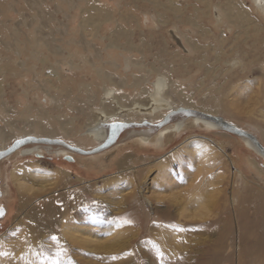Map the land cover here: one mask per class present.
<instances>
[{
  "label": "rangeland",
  "instance_id": "rangeland-1",
  "mask_svg": "<svg viewBox=\"0 0 264 264\" xmlns=\"http://www.w3.org/2000/svg\"><path fill=\"white\" fill-rule=\"evenodd\" d=\"M88 1L0 0V43L1 41L5 42L6 39L9 42L12 39L11 34H13L15 40L18 39L19 41L20 34L24 38V36H30L33 32L38 35L45 34L43 42L45 41V37L47 39L46 42H50L49 39H51V36L52 38L57 37L53 41L56 48H59L60 51L62 50L61 55L54 56L48 44L44 49L40 47V50L46 54H52L49 58L53 61L52 67L55 68L56 73V77L51 76L54 83L53 87L60 86L61 88L59 90H62L61 92L53 88L52 94L59 96L58 98L62 99V102L65 104L64 106L60 103L62 108L58 111H62L64 114L66 111V116L69 118L76 116L82 117L73 111V106H78L85 110V116L81 118V121L77 119L79 123L76 125L77 128L75 127L76 131L74 133H70L69 135L58 133L53 137L61 138L70 144L85 149L93 148L100 143V141L90 136L91 134L86 133L85 130L87 125L93 123L94 117L99 115L100 109L105 103L111 105L112 108L110 109L113 110L118 104L115 102V95L117 94H123L126 100L128 98L126 101L128 103H132L137 98L144 99L146 96V94L141 96L139 87L133 88V86L120 87L113 85L115 86L113 87L111 85V91L106 93L100 83H97L100 82V78L92 75L94 70H92L93 68L91 66V68L84 69V72L76 69L70 70L68 65L63 61L64 56H67L69 52H75L77 49L81 50L79 46L81 40L79 39H81L82 31L78 27L79 14L82 7L88 4ZM91 1H96L101 7L111 12L123 10V8L119 7L124 1L125 4H129V7H133V0ZM243 1L245 6L251 11L254 23L259 25V30L254 29L255 24L251 25L245 34H239V36L235 29L229 30L227 29L228 27L225 28V33L220 32L218 34L221 26H224L223 14L220 12L221 7L217 5L219 0H208L211 3H208L210 6V15L203 22L206 27L211 29L209 33L212 37H209L208 34H202L199 37L201 39L199 44L201 46V54H205L206 58H209L206 65L208 66L207 68H211L210 71L212 73L205 75V71L199 65L187 61L183 63V68H179V71L175 69L173 75L164 76L165 80L162 79L160 72L151 74L149 78H145V81H147H144L148 93L153 94L159 89L162 91L165 90L167 94L164 100L169 102L170 105L168 103L163 104L162 102H155L156 104L151 102L149 107L154 104L158 105V108L154 114L148 115L147 117V114L143 111L146 107L142 111L129 108L128 111L134 112L138 116L137 121L148 119L151 122H158L162 118L160 114L168 112L167 108L169 107L186 106L202 111L205 108V112L222 116L225 120L232 122L238 127L252 132L264 145V0ZM177 3L182 6H187L189 13H193L194 5L200 6L202 4L199 0H177ZM58 7L63 9L64 13L69 12L68 14H71L73 17L69 15L63 16L62 12L59 13L58 17L61 19L63 25L66 26L64 27L66 31L60 29L62 28L61 26L55 34V32H51L49 29V27H53L54 25L52 17V20L48 21L46 19L40 20V16L33 17V15L41 12V10L42 13L44 11L50 13V11L58 9ZM139 7L144 6L140 5ZM131 13L135 16L139 14L134 11ZM146 24H150V21L149 23L146 22ZM111 26V22L108 24L106 22L98 36L94 39L90 36L92 40L89 45V50L83 51L95 63L94 66L108 68L100 61H102V56L104 57V61H107L109 53L116 56L114 59L116 63L125 65V61L121 56L122 51L119 50L120 48L117 45L107 46L109 42L108 31H111ZM129 26L133 28L135 22L131 21ZM8 29L9 32L7 31ZM181 29L188 34L194 31L193 27L188 24L181 26ZM39 30L42 31L39 32ZM4 33L6 34L3 35ZM86 33L88 34V32ZM140 33L142 35H139ZM16 34L19 36L17 37ZM130 36H133L135 46L137 47V50L135 49L132 53L133 61L139 59L142 56L141 53L144 52L141 62L147 64V67L143 66L145 70L142 68L143 73H147L146 71L150 67L153 68V65H156L157 68L161 67L162 64L159 62V59H162L167 61V65L162 70L167 74H171V60L165 55H160V57L155 55L158 52V42L153 46L150 45L154 43L155 39H150L139 28L132 29L125 36L120 38L116 37V39L118 43H124L126 38ZM165 36V43H167L171 50H178L181 57L189 58L192 61L204 60V56L193 59L197 55L194 52L195 50L186 41L182 32L176 30L175 25L169 24L166 27ZM162 37V35H159V39ZM86 45L88 46V44ZM21 47L23 50L22 43ZM0 50V55L5 60L10 50L4 47L1 48V46ZM97 50L99 52L97 53L98 56L95 55ZM23 51L26 53H23V58L28 59L26 55L30 52L28 50ZM12 53L13 58L17 56L13 50ZM231 57L237 60H234L235 63L230 65L228 62H230ZM218 58H220V61ZM57 59L58 62L56 61ZM30 60V64L35 62L33 58ZM36 62L40 64L39 61ZM2 64L5 67L3 70L0 69V80H2L3 85L0 95V101L2 102L0 104L3 107L4 113L2 115L0 113V123L4 126L15 123L18 124L15 126L21 127L23 131L29 130L28 122L24 119L26 118L24 115L28 114L29 109H33V112L34 110L36 111L38 103L33 98L36 95L34 89L28 87L26 84L23 85L22 89L20 85L30 80L31 76L30 74L26 78L18 76L13 80L6 76L8 74L6 63L4 62ZM174 65L176 67V63ZM46 68L43 67L41 70L42 80L36 82L38 86H42L38 91L39 96L42 98H45L42 90L46 91L45 88L49 87L47 80L50 77L46 74ZM223 68H226L225 72L221 71ZM124 70V66L119 67L118 70L116 69L115 73H117L114 75V77L116 76L114 80L117 82L118 77H125L131 83L132 78L126 77L127 73ZM142 70L134 72L141 75ZM134 72L133 70L129 71V74ZM72 80L75 83L78 82V84L83 83V80L87 83L97 84L98 86H92L91 91L90 89L85 91L91 93L92 99L85 98L79 103H75L68 100L67 97H63L69 92L65 86H68V81L70 84H73ZM121 81L123 82V80ZM222 84H227L231 87L227 91L222 89ZM9 85H12L14 88L10 89ZM5 86L7 90L5 94L6 102L3 103V88ZM216 88H219L221 93L226 96L225 104L219 112L210 109L211 104L206 102V98L210 93L209 91L215 92ZM24 89H26L25 93ZM77 89L75 88L74 90L77 91ZM71 91L73 90L71 89ZM93 99L95 101H92ZM184 99L189 100L190 104L192 101H197V103L195 107H191L189 106L190 104H185ZM29 103L33 107L28 109L26 105ZM199 106L201 109L198 108ZM38 108L44 112L51 111L48 103ZM193 121L191 118H186L178 129L172 126L174 123L177 124V122H172L169 130H165L162 133L164 127L157 132L155 131L156 133H151V135H147L145 132L140 133L143 130H135L137 133L134 131V134L133 132L131 133L130 129L124 130L118 136L115 144L107 150L93 155L79 154L66 148H59L60 146L58 147V145L28 144L1 159L0 190L2 195L0 197V206L5 208V213L0 218V264H21L26 261L27 257L31 259L30 257L32 256H34V261L37 259V264H42V260H39L40 254L35 250H38V247L42 249L47 248L46 251L50 253L59 245L64 250V254L61 255L62 261H60V264H144L146 262V264H158L159 253L149 249L150 240H154L153 242H155L159 250L165 254L168 261L171 262L172 260L173 264H175L174 262L182 253L190 249L194 250V252L200 251V258L198 260L203 261L202 252L206 251L207 247H212L214 252H221V257L224 260L219 264H264V158L249 148L241 137L225 130H219L218 128H204L201 122L194 123ZM53 124L56 125L57 123L55 122ZM29 133L28 131L23 135H29ZM31 133L47 136L35 131ZM19 137H22V135L17 134V136L6 140L5 145L2 142L0 148L10 146ZM209 138L215 140L218 146L223 144L224 151L216 147V145L211 144L210 146ZM145 139L146 141H144ZM186 141H188L189 147H183V143H186ZM202 143L206 144L203 145ZM32 147L39 148H36V152L34 153L29 152L30 154H23L21 151L23 148L28 149ZM180 147L181 149H179ZM129 152L135 153L139 157H149L152 162V165L148 166V170L150 171L146 175L149 184L145 190L149 189L146 192L150 197L148 199L150 202L147 201V203L151 211V213H148L147 218H142L140 216L142 215L141 213H128L126 216L125 212L121 211L129 208V202H126L127 197L131 193L137 192L136 190L139 188L138 186L137 189H133L132 180L127 174H121L117 178L114 177L115 174H118V170L113 165L119 157ZM224 155L229 157L227 159L230 162H227V164H223L221 161V157ZM201 156L204 157V160L198 164L197 161L200 160L199 158ZM191 158H194L192 162L190 160ZM251 160L255 164H252ZM157 162L163 163L157 164ZM206 162H209L210 165L207 166ZM31 164L36 169L45 171L53 180L50 179L47 182L46 191L30 192L28 196L32 197V203L28 204L27 208L25 207L24 211L22 210L20 213L18 209L19 196L16 188L17 184L12 175V171L16 173L21 167L27 168ZM135 169L137 172L140 171L139 166H135ZM62 171L71 172L74 176H79V178L72 177V180L76 181L74 189H83L82 198L86 202L89 199V202L93 199L104 200L108 205H111L109 208L116 216L114 220L73 221L74 228H77L76 226H79L78 229L95 228L100 233L98 235H90L87 232L82 235L81 238L88 244L86 246L83 245V247L81 245L78 246V248L81 247L80 249L75 248L76 245L74 244L76 240L69 236V230L65 228L57 233L54 231L36 230L35 233H32V236L37 237V240H35L36 238H31V234L28 233V228L33 226L35 222L28 221L22 216L27 209L36 205V202H39V206H41L42 202L47 199L45 194L55 190L58 185H62L60 183L57 185L58 179L55 181L57 173L60 174ZM159 172H165L166 175L164 173L163 177ZM112 177H114L113 182H104L106 178ZM240 181L242 182L240 183ZM194 183H196V187L192 186ZM136 184L139 185L140 183L137 181ZM236 188L240 191H236ZM67 193L68 191L64 194ZM19 194H21V191H19ZM195 199H198L199 204H197ZM185 207L188 209L187 211L184 209ZM166 209H169V214H167L168 211ZM195 210L198 212L195 213ZM128 217L130 218V223L126 219ZM230 218L232 220V226L229 229L228 225L230 223H227ZM15 219H19V222L15 223L16 225L13 224ZM174 221L176 224L178 223L177 226L170 225L171 223L174 224ZM167 222L170 223L167 224ZM181 223L201 225L182 229L180 227ZM150 224L154 229L150 230ZM66 225L64 223L63 226ZM13 228L16 230L12 231ZM213 228L220 231L216 233ZM52 237H57L58 239L53 240ZM158 239L163 241V243L160 244ZM59 240L61 244H59ZM78 240H80L79 236ZM140 242H142V245ZM202 244L208 246H203ZM33 245L36 247H33ZM78 251H82V253ZM30 253H33V255L30 256ZM140 254L141 257L139 256ZM113 257L117 258L113 259Z\"/></svg>",
  "mask_w": 264,
  "mask_h": 264
},
{
  "label": "bare ground",
  "instance_id": "bare-ground-1",
  "mask_svg": "<svg viewBox=\"0 0 264 264\" xmlns=\"http://www.w3.org/2000/svg\"><path fill=\"white\" fill-rule=\"evenodd\" d=\"M199 1L202 2V4L200 6L194 5L193 6L194 10L192 11L193 13H189L188 7L182 6L181 4L177 3V0H151V1H149V0H133V7H129V4L128 3L125 4V1H124L119 7V8H123V10H120L118 12H111V11L107 10L106 8L101 7L96 1H91V0L88 1V4L85 7H82V10L79 14V23H78L79 30L82 31L81 39H79V40H81L79 42V46H80L81 50H78L76 48L77 51L72 52V53L69 52L67 56H64L63 61L68 65V68L70 70L76 69L79 71L82 70V72H84L83 71L84 69L91 66L93 68L92 70H94L92 75L100 78V80H99L100 82H97V83H100V85L102 86L103 90H105L106 93H109V91H111V85L112 86L115 85V86H120V87H126V86H133V88L139 87L140 95L143 96V94H146L144 99H141V98L138 99L137 98L132 103L126 102L128 100V98L126 100V98L123 94H117V95H115V102L118 103L116 105L117 106L116 108H114L112 110V109H110V108H112V106L108 105L106 103L102 106V108L100 109L101 111H100L99 115L96 114L97 116L94 117L93 123L87 125V128L85 130V132L88 133L89 135L91 134L90 136L94 137V139H96L97 141H100V143H98V144L103 143L109 134V130L107 127H105L104 123L113 122L116 120H121V121H132V120L137 121L138 120V116L134 112L128 111L129 108H131V109L134 108V110L142 111L143 108L146 107V109L143 111L147 114L146 115V117H147L148 115L154 114L155 111L157 110L158 105H154V104H156L155 102H157V103L162 102L163 104H166V103L169 104V102H166L164 100L166 98L165 95L167 94L165 92V90L162 91L161 89H159L157 92H155L153 94L148 93V89L146 88L144 81H145V78H149L151 76V74L160 72L162 75V79L165 80L166 76L173 75V73L175 72V69H177L179 71V68H181V67L183 68V63H186L187 61L193 62V63H196L197 65H199L205 71L204 72L205 75L212 73L210 71L211 68H207L208 66L206 65L209 58L208 57L206 58L205 54H201V46L199 44V41L201 40L199 37H201L202 34H208L209 37H212V35H210V33H209V31L211 29H209V27H206L204 22H203V20L208 18L210 15V6L208 4L210 2H208V0L207 1L206 0L205 1L199 0ZM140 5H143L144 7H139ZM217 5L221 7L220 12L223 14V19H224V21H223L224 26H221L218 34H220V32L225 33V28L228 27L227 29H229V30L235 29L237 32V35L239 36V34H245V32H247L249 30L251 25L256 24V23H254V18H253L251 11L249 10L248 7L245 6V3L243 0H219ZM122 11H124V12H122ZM132 11L137 12L140 15L138 14V16L137 15L135 16L134 14L131 13ZM61 12L63 13V16L69 15L68 14L69 12L64 13V10L60 9L58 7V9H56L54 11H50V13H48L47 11L46 12L44 11L42 13V10H41V12L37 13L36 15H33V17H39L40 16V20L46 19L48 21L53 19L54 25H53V27H49V29L51 32H55V34H56L58 32V28H60L61 26H62V28H60V29L66 31V29H64V27H66V26L63 25L61 19L58 17V14ZM220 12H218V13H220ZM69 16L73 17L71 14ZM51 17H52V19H51ZM148 20L150 21V24H146V22L149 23ZM28 21H29V19H28ZM33 21H34V19H33ZM131 21L135 22V26H133V28H130V26H129V24H131ZM106 22H107V24L109 22L112 23L111 31H108L109 42H108L107 46L117 45L120 48L119 50L122 51L121 56L125 61V65L116 63L114 61L116 56L113 54H110V53L108 55L107 61H104V57L102 56V61H100V62L103 63L104 65H106L110 70L108 68H105V67L100 68V67L94 66L95 63H93V61L91 59H89L88 54L83 52L85 50H89V45H90L91 40L100 34V30L104 27ZM169 24L175 25L176 30L178 32H182V35L185 36L186 41L195 50L194 52H196L197 55H196V57H193V59H196L199 56H201V57L204 56L206 59L204 58V60L192 61L189 58L181 57L179 55L178 50H171V48L167 45V43H165L166 27ZM185 24H188V25L193 27L194 31H192L191 34H188L184 31H182L181 26H183ZM8 28H10V27H8ZM135 28L136 29L139 28L140 31L143 32V34L149 36L150 39H155L154 43L150 44L151 46L157 44V42H158V45H159L158 46V52L159 53L156 52L155 55H158V57H160V55H165L166 57H168L171 60V63L173 64V65L172 64L170 65V67H171L170 73L171 74H169V73L167 74L166 72H164V70H162L163 67L165 65H167V61L162 60V59H159V62L162 64L161 67L157 68L156 65H153V68L150 67L146 71L147 73H143L145 71L143 66L147 67V64L141 62V59L143 58L144 52L141 53L142 56L139 59H137L136 61H133V58H132L133 57V55H132L133 51L135 49L137 50L133 36L126 38V41L124 43L123 42L118 43L116 37L120 38L122 36H125L127 32H129L130 30L135 29ZM144 29H145V31H144ZM254 29L259 30V25L256 24L254 26ZM7 31L9 32V29ZM40 31H42V30H39V32ZM51 32H49V33H51ZM86 32H88V34ZM6 33H4L3 35H5ZM44 35L43 34L38 35L35 32H33L32 34H30V36L29 35L24 36V38H23L20 34V41H19L18 39L15 40L13 34H11L12 39L9 40V42L6 39L5 42L1 41V43H0L1 48L4 47V48H7L8 50H10V53L8 54V56H6L7 58L5 60H4V57H2L0 55V62H1L0 63V69H2V70L4 69L5 65H3L2 63L5 62L6 67H7V71H8V74L6 76L13 79V80L16 79L18 76L26 78V76H28V74H30L31 79L22 83L20 85V87L23 89L24 84H26L28 87H32L34 89L35 94H36L33 98L35 101H37L36 103H38L37 110L36 111L34 110V112H33V109L32 110L29 109V108L33 107L32 104L29 103L28 105H26L28 107L29 111L27 112L28 113L27 115H24V116H26V118H24V119L26 120V122H28L29 130L23 131L21 127L15 126V125H18L15 123L10 124V125H5V126L0 123V144H2V142H4V145H5L6 140H8L14 136H17V134H21L22 136H25L23 134L27 133L28 131L30 133L31 132L34 133V131H35L37 133L45 134V135L51 136V137L55 136L58 133L63 134V135H69L70 133H74L76 131V128H77L76 125H78L79 121L82 120L81 118L83 116H85V114H84L85 110L81 107H78V106H73V111L80 114L82 117L76 116L73 118H69L66 116V111H65V114L62 111H58L62 108V105L60 103H62L64 106H65V104L62 102V99L58 98L59 96L52 94L53 88H55L56 90L61 91V92H62V90H59L61 88L60 86L53 87L54 83H53L51 76L56 77V73H55V68L52 67L53 61L50 60L49 56L52 54L54 56L61 55L62 50L60 51L59 48H56V46L54 44L53 40H56L57 37L52 38V36H51V39H49L50 42H46L47 39L45 37V41L43 42ZM110 35H111V37H110ZM139 35H142V33H140ZM159 35H162L164 38L162 37L161 39H159ZM16 36L18 37L19 35L16 34ZM90 36L93 38L91 39ZM221 41H223V40H221ZM21 43L23 44V50H28L30 52L29 54L27 53V55H26L28 59L23 58L24 51L22 50ZM47 44H48V47L50 48V51L52 52V54L51 53L46 54L45 52L40 50V47H41V49L42 48L44 49ZM86 44H88V46ZM12 50L17 54V56L14 58H13ZM97 53H99L98 50L95 53L96 56H98ZM24 54H26V53H24ZM262 54H263V51H262ZM155 55H154V57H155ZM31 58H33L35 60V62L39 61L40 64H38V62H36V63L33 62L32 64H30ZM59 60H60V58H59ZM218 60L220 61V58H218ZM234 60H237V59L231 57V60H230V62H228V64L231 65L232 63H235ZM56 61L58 62V59ZM173 62L176 63V67H175ZM122 66H124V68H125L124 71L127 73L126 77L132 78L131 83L127 79H125V77H118L117 82L114 80V78L116 77V76L114 77V75H116V73H117V72L115 73V70L116 69L118 70V68L122 67ZM43 67H47L46 68V74H47V76L50 77L47 80L49 87L45 88L46 91L42 90V93L45 96V98H42L39 96L38 91H39V89H41L42 86H38L36 84L37 81L42 80L41 79V70L43 69ZM142 68L144 71L142 70ZM132 70H133V72L134 71L139 72V70H142L141 71L142 74L139 75L135 72L132 74H129V71H132ZM225 70H226V68H223L221 71L225 72ZM121 71H123V70H121ZM73 72H77V71H73ZM84 74H86V73H84ZM121 80H123V82ZM10 83H11V81H10ZM94 85L98 86L97 84H91V82L90 83L84 82V80H83V83H79V84H78V82L75 83V81H73V84H70L68 81V86H65V88H68L69 92H67L65 94V96H63V97H65V98L67 97L68 100H71L72 102L79 103L80 101L84 100L85 98H87V99L91 98V93L85 92V91H88L89 89L91 91L92 86L95 87ZM2 86H3L2 80H0V95H1V91H2ZM115 86H113V87H115ZM230 87L231 86H229L227 84L226 85L222 84V89H225L227 91L229 90ZM9 88L13 89L14 87L12 85H9ZM75 88L76 89L78 88L79 90L77 89V91H76V90H74ZM26 89H24V93H25ZM71 89L73 91H71ZM3 91H4V98L2 100L4 103V102H6V99H5V94L7 93L6 86L3 88ZM209 92L210 93L208 94V97L206 98V102L211 104L210 109H212L213 111L219 112L220 109L222 108V106L225 104V97L226 96L221 93V90L219 88H216L215 92H212V91H209ZM162 93H163V95H162ZM85 94H87V95H85ZM163 96H164V98H163ZM96 99H98V98H96ZM92 101H95V100L93 99ZM179 101L181 102V100H179ZM1 102L2 101H0V103ZM151 102L154 104H152L149 107ZM184 102L186 105L190 104L189 100L187 101V99H184ZM46 103H48L50 105L51 111L44 112L40 108H38V107H41L43 104L46 105ZM196 103H197V101H195V102L192 101L189 106L195 107ZM177 107H179V106H177ZM177 107L167 108L168 112L172 109L177 108ZM184 107H186V106H184ZM198 108L201 109L200 106ZM204 110H205V108H203V111ZM168 112H166L165 114H164V112L160 114V116L162 117L161 120L163 119V117ZM0 113H1V115L4 113L3 107L1 106V104H0ZM117 113H123V114H117ZM140 115H141V113H140ZM188 118L193 119L194 123L195 122H198V123L201 122L203 124L202 126L204 128H218L217 125L210 123V122H208V121H206L200 117L199 118L198 117H188ZM77 119L79 120L78 122H77ZM144 120H148V119H144ZM185 120H186V118L185 119H179L176 121H171V122L165 124L163 127L158 128L157 130H153V129H130V130H131V133L133 132V134L136 132L135 130H139V131L143 130L140 133L145 132V133H147V135H151V133H153L155 131L157 132L158 130L165 127L164 131L162 132V133H164L165 130H169V127L172 125V122H177V124L174 123L172 126L175 127V129H178V128H180L181 124ZM21 121H23V120H21ZM55 122L57 123L56 125L53 124ZM184 126H185V123H184ZM218 129L223 130L221 128H218ZM145 130H148V131H145ZM32 135H35V134H32ZM36 136H42V135H36ZM242 139L249 148H251L253 151H255L250 146L249 141L247 139H245V138H242ZM208 140L210 142V146H211V144H213V145H216V147L223 150V144L218 146L217 142L215 140H213L211 138H209ZM144 141H146V139ZM147 142H149V140H147ZM194 143H196V142H194ZM183 144H184L183 147H189L188 141H186V143H183ZM202 144L205 145L206 143H202ZM1 146L2 145H0V147ZM36 148L38 149L39 147H34V148L32 147V148H28V149L23 148L21 151L23 154H30L29 152H32V153L36 152V150H35ZM59 148H61V146ZM62 148H64V147H62ZM0 149H4V148H0ZM88 149H91V148H88ZM107 149H105V150H107ZM179 149H181V147ZM105 150H102V151H105ZM102 151H100V152H102ZM100 152H97V153H100ZM255 152L257 154H259L257 151H255ZM221 153H222V151H221ZM106 154H108V153H106ZM91 155H93V154H91ZM172 155H174V154H172ZM259 155L262 156L261 154H259ZM201 157L199 158L200 160L197 161L198 164L200 161L204 160L203 159L204 157H202V158ZM262 157L264 158V156H262ZM227 158H229V157H226V155L221 157V161L223 162V164H227V162H230V161H228ZM192 159L194 160V158L190 159L191 162L193 161ZM162 163L157 162V164H162ZM251 163L255 164V162L253 160H251ZM154 164H156V163H154ZM150 165H152V162L150 161L149 157H145V156L139 157L135 153H132V152L126 153V154L122 155L121 157H119L118 160L113 165V166H116V168L118 170V174H115L114 177L117 178L121 174H127L130 177V179L132 180L131 182H132L133 189H137V187L139 186V188L136 190L137 192H133L129 195V197H127L126 202H129L128 203L129 208L121 210V211L125 212L126 216L128 215V213L129 214L130 213H132V214L141 213L142 215H140V216L142 218H147L148 213H151L150 206L147 203L148 199L150 198L147 195V192L149 189L145 190L149 184V180H147L146 175H147V172L150 171V170H148V166H150ZM203 165H205V164H203ZM206 165L208 166V165H210V163L206 162ZM135 166L140 167L139 172H137V170L135 169ZM13 172L14 171H12V175L14 176V178L16 180L15 181L17 184L16 188H17V192H18V196H19L18 209H19V212L21 213L22 210L24 211L25 207L27 208L28 204L32 203V197L28 196L29 193L30 192L31 193L40 192V191H44L45 189H47L46 188L47 182L50 179H52V177L49 174H46L45 171H40L38 168L36 169L33 164L29 165V167H27V168L21 167L20 169H18L16 171V173H13ZM159 173H161V172H159ZM164 173L165 172L161 173L163 175V177H164ZM160 175H159V177H160ZM165 175H166V173H165ZM56 176L57 177H55L56 178L55 181H57V179H58L57 185H58V183H60L62 185L61 186L58 185L55 188V190H53V191H50V192L47 191L48 193L45 194L47 196V199L42 202L41 206H39V204H40L39 202L38 203L36 202V205L32 206L30 209H27V211H25L22 214V216L25 217L26 220L35 222V224L33 226H30L28 228L29 229L28 233L31 234V238H33V239L36 238L35 240H37V237L32 236V233H35L36 230L54 231L55 233H57V232H60L63 228H65V229L69 230V233H68L69 236L71 238H73L74 240H76L77 244L75 243L74 245H76L77 247L75 246V248H78V246H80V245H81V247H83V245L86 246V244H88V243L86 241H84V239H82L81 236L87 232L90 235H94V234L98 235V234H100L99 230L95 229V228H80V229H78L79 226H76L77 228H74V225L72 224L73 221L81 222V221H87V220H97V221L111 220V219L114 220V219H116V216L113 214V212L109 208V206H111V205H108L104 200H101V199H99V200L95 199L94 200L93 199L92 201L89 202V200H90L89 199L87 201L88 202L87 203L82 198L83 197L82 196V194H83L82 190L83 189H76V190L74 189L75 188L74 184L76 181L72 180V177L74 176L73 173L67 172V171H62V172H60V174L57 173ZM74 177L79 178V176H77V175ZM114 177L106 178L104 180V182H107V183H110V181L113 182ZM79 181H80V179H79ZM137 181L140 183L139 185L136 184ZM241 182L242 181H240V183ZM116 183H115V185H116ZM141 186H142V188H141ZM192 186L196 187L197 185H196V183H194V184H192ZM72 188H73V190H71ZM18 189H19V191H21V194H19ZM66 190L68 191V193L64 194L65 192H67ZM69 190H71V191L69 192ZM236 191L239 192L240 190H237V188H236ZM116 194H118V193H116ZM119 200H120V198H119ZM195 201L197 202V204H199L198 199H195ZM116 202H118V201H116ZM148 202H150V201H148ZM59 203H61V204H59ZM186 207L184 209L187 211L188 209H186ZM166 210L168 211L167 214H169L170 213L169 209H166ZM183 212H185V211H183ZM194 212L197 213L198 211L195 210ZM162 213H163V211H162ZM126 219L130 221L129 217ZM17 222H19V219H15L13 224H15ZM170 222H171V220H170ZM170 222H167V224H169ZM64 223L67 225L63 226ZM227 224H229L228 228L230 229L232 226L231 218L228 220ZM159 225H163V224H159ZM170 225L171 226H177L178 223L176 224L174 221V224L171 223ZM196 225H201V224L192 223L189 225V224H185V223L182 224L181 223L180 227L182 229H185V228L187 229V228H192L191 226H196ZM150 227H151V224H150ZM212 227H214V226H212ZM11 228H12V226H11ZM144 229H145V227H144ZM151 229H154V228L151 227L150 230ZM15 230L16 229H14V228L12 229V231H15ZM214 230L216 231V233H218L220 231V230L218 231V229H214ZM145 232H146V230H145ZM146 233H148V232H146ZM149 233H150V231H149ZM78 236H79L80 240H78ZM62 237H60V238H62ZM65 241H66V239H65ZM65 241L63 240V242H65ZM153 241L154 240H150V243H149L150 245L148 244L149 249L152 251L158 252L157 249H159V248L155 244V242H153ZM197 241H195V242H197ZM206 241H207V239H206ZM259 241H260V239H259ZM53 243L56 245L55 242H53ZM57 243H58V241H57ZM140 243L142 245V242H140ZM162 243H163V241H160V244H162ZM59 244H61L60 240H59ZM204 245H206V244H204ZM71 246H73V245H71ZM206 246H208V245H206ZM33 247H36V246L33 245ZM60 247H61L60 245L55 247V249H53L50 253H49V251H46L47 248L42 249L40 247H38V250H35V251H38V253L40 254L39 260H42V262H43L42 264H54V259L56 257V253L61 250ZM80 248H78V249H80ZM78 252L82 253V251H78ZM35 253H37V252H35ZM63 254H64V251H63ZM152 254H153V252H152ZM31 255H33V253L32 254L30 253V256ZM139 256L141 257V254ZM158 256H159V258H158L159 263L158 264H160V263L161 264H173L172 260H171V262L168 261L165 254L163 255V257H161L159 254H158ZM202 256H203L204 260L203 261L198 260L200 258V251L194 252V250L190 249L189 251L182 253V255L179 256V258L174 263L175 264H219L224 260L221 257V252H214L212 247H207L206 251L202 252ZM35 257H36V255H35ZM37 257H38V255H37ZM30 258L31 259H29L27 257L26 261H24L21 264H37V259H36V261H34V259H33L34 256H32ZM59 259H60V261H62V256H60ZM146 263H144V264H146Z\"/></svg>",
  "mask_w": 264,
  "mask_h": 264
},
{
  "label": "water",
  "instance_id": "water-1",
  "mask_svg": "<svg viewBox=\"0 0 264 264\" xmlns=\"http://www.w3.org/2000/svg\"><path fill=\"white\" fill-rule=\"evenodd\" d=\"M188 117H198V118L200 117L210 123L217 125L218 128H221L227 132L233 133L239 137L247 139L249 141L250 146L255 151H257L259 154L264 156V145L260 142L258 137L252 132H249L245 129L238 127L232 122L225 120V118H223L222 116L211 114V113L198 110L195 108L179 106L175 109L170 110L163 117V119L158 122H151L149 120H142V121L116 120L113 122L104 123L105 127H107L109 130V134L103 143L98 144L94 148H91V149H85V148L70 144L69 142L61 138H58V137L36 136V135H31V134L25 135V136L16 138L10 146L4 149H0V160L11 155L19 148L25 145H28V144H46L49 146L58 145V146L64 147L70 151H73L79 154L91 155V154L100 152L102 150H105L108 147H110L112 144H114L118 136L120 135V133L123 132L124 130H128V129L157 130L158 128L163 127L165 124L171 121L185 119ZM17 141H20V143H17ZM1 195H2V192L0 190V197ZM2 208L4 209V213H5V208L4 207ZM3 216H0V218H2Z\"/></svg>",
  "mask_w": 264,
  "mask_h": 264
},
{
  "label": "snow or ice",
  "instance_id": "snow-or-ice-1",
  "mask_svg": "<svg viewBox=\"0 0 264 264\" xmlns=\"http://www.w3.org/2000/svg\"><path fill=\"white\" fill-rule=\"evenodd\" d=\"M17 143H20V141H17ZM4 215V209L2 208V207H0V216H3ZM129 223L131 222V221H128ZM52 239L53 240H56V239H58L57 237H52ZM63 249H61L60 251H58L57 253H56V257H55V259H54V264H60V256L63 254ZM157 251H158V253H159V255L161 256V257H163V253L162 252H160L159 251V249H157ZM117 257H113V259H116Z\"/></svg>",
  "mask_w": 264,
  "mask_h": 264
}]
</instances>
